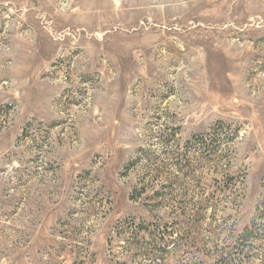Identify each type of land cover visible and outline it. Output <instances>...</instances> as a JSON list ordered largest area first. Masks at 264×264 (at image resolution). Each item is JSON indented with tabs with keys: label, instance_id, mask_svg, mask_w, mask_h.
<instances>
[{
	"label": "rangeland",
	"instance_id": "1",
	"mask_svg": "<svg viewBox=\"0 0 264 264\" xmlns=\"http://www.w3.org/2000/svg\"><path fill=\"white\" fill-rule=\"evenodd\" d=\"M0 264H264V0H0Z\"/></svg>",
	"mask_w": 264,
	"mask_h": 264
}]
</instances>
